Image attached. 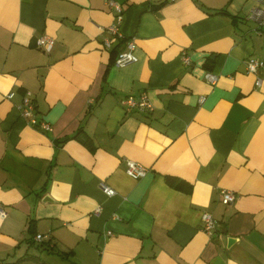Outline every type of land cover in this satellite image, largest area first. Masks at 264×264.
<instances>
[{"label": "crops", "instance_id": "1", "mask_svg": "<svg viewBox=\"0 0 264 264\" xmlns=\"http://www.w3.org/2000/svg\"><path fill=\"white\" fill-rule=\"evenodd\" d=\"M117 1L122 36L102 30L108 0H0V264H264V62L260 83L246 68L264 56L256 0ZM130 37L137 59L116 65ZM141 92L153 109H125ZM27 93L50 129L21 115ZM126 159L148 171L131 177Z\"/></svg>", "mask_w": 264, "mask_h": 264}, {"label": "built area", "instance_id": "2", "mask_svg": "<svg viewBox=\"0 0 264 264\" xmlns=\"http://www.w3.org/2000/svg\"><path fill=\"white\" fill-rule=\"evenodd\" d=\"M257 4L254 5L249 9L247 17L254 20L257 27H264V0H256ZM108 4L112 8L115 13V21L111 24L107 25L106 27H102V30H107L109 33L116 34L118 36H122V33L118 31L117 23L120 21L122 16V6L117 0H108ZM55 39L53 36L49 34L42 33L36 37V44L42 48L44 51H50L53 47ZM103 43L105 47H109L111 45V41L109 37L103 38ZM135 47L136 43L133 37H130L126 40L125 48L121 49L116 56L114 57V63L116 65H123L131 61H135L137 59V55L135 54ZM181 58L185 63H190V56L185 51H182ZM264 62L263 57L257 56H249L246 59V68L248 71L255 73L256 75V82L260 83L261 76L259 75V69L262 67ZM204 76L209 83L213 84L217 81L218 75L210 70H207L204 73ZM13 92H9L7 94L8 97L12 96ZM203 96L199 97L201 101ZM122 102L125 106V109H141L150 111L153 109V103L149 99L147 93L141 92L139 94L128 93L122 98ZM20 109L21 115L29 122L39 125L41 128L50 129V124L45 121H38L37 117L33 112V101L29 93L23 95L21 102L18 104ZM125 171L128 175L133 178H139L146 174L148 171V167L136 160L133 159H126V168ZM100 186L105 194L112 195L115 193V189L104 183L100 182ZM236 197V192L232 189L222 188L219 192V199L223 203H229L233 201ZM99 210V207L96 208ZM5 210L0 203V215H3ZM201 225L202 228L207 233H212L216 227V220L211 212L203 211L201 215ZM45 234L43 233H36L35 237L38 240L45 238Z\"/></svg>", "mask_w": 264, "mask_h": 264}, {"label": "trees", "instance_id": "3", "mask_svg": "<svg viewBox=\"0 0 264 264\" xmlns=\"http://www.w3.org/2000/svg\"><path fill=\"white\" fill-rule=\"evenodd\" d=\"M77 135V134H76ZM168 181H170V182H172L173 180H174V178L173 177H171V176H168Z\"/></svg>", "mask_w": 264, "mask_h": 264}, {"label": "water", "instance_id": "4", "mask_svg": "<svg viewBox=\"0 0 264 264\" xmlns=\"http://www.w3.org/2000/svg\"><path fill=\"white\" fill-rule=\"evenodd\" d=\"M45 198H46V197H45ZM233 238H234V237H228V240H229V241H230V240H233Z\"/></svg>", "mask_w": 264, "mask_h": 264}]
</instances>
